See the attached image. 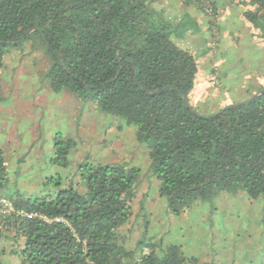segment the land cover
I'll list each match as a JSON object with an SVG mask.
<instances>
[{
  "label": "trees",
  "instance_id": "16d2710c",
  "mask_svg": "<svg viewBox=\"0 0 264 264\" xmlns=\"http://www.w3.org/2000/svg\"><path fill=\"white\" fill-rule=\"evenodd\" d=\"M156 1L0 0V70L10 50L35 36L53 91L136 126L158 194L176 215L226 190L264 198V86L253 98L201 114L188 97L196 55L176 43L173 21ZM181 1L205 6V0ZM222 1L244 3V17L260 26L264 0ZM209 2L205 13H215L218 0ZM53 145L52 163L67 165L75 143L58 135ZM140 173L135 166L83 162L75 179L47 178L52 194H8L0 150V194L32 214L13 218L0 239L17 243L11 252L21 264H198L177 244L163 250L143 239L134 249L123 244L120 228L132 215ZM0 264H6L1 249Z\"/></svg>",
  "mask_w": 264,
  "mask_h": 264
},
{
  "label": "rangeland",
  "instance_id": "374dc122",
  "mask_svg": "<svg viewBox=\"0 0 264 264\" xmlns=\"http://www.w3.org/2000/svg\"><path fill=\"white\" fill-rule=\"evenodd\" d=\"M154 5L172 19L177 32L198 22V15L189 11L195 3L157 0ZM203 5L199 10L201 16L205 14L204 8L211 6L209 0ZM208 14L214 16L213 12ZM259 25L255 28L253 25L251 31L257 38L239 37L232 55L225 56L232 73L227 82L231 83L232 97L240 101L246 98L244 90H250L255 81L264 85V18H260ZM213 31L216 33V28ZM215 43V40L211 43L212 48ZM237 47L238 52L234 51ZM17 48H21L20 53L32 48L35 56L29 60L36 63L25 66L17 78L16 95L9 90L0 93V150L7 164L8 194L19 192L29 197L52 194L54 191L45 184L47 178L59 175L63 180L75 179L77 166L83 162L135 166L141 173L131 202L132 215L120 228L126 248L134 249L143 239L155 243L158 250L180 245L186 255L207 258V264H264L263 197L249 200L243 191L226 190L209 200L195 201L185 211L174 214L158 194V180L150 169L146 144L136 139V126L101 112L89 100L76 102L69 95L63 96V92L53 91L43 79L47 59L35 36ZM218 78L220 81L219 73ZM202 94L205 91L194 85L188 97L198 101L193 106L201 114L211 115L216 107L210 109ZM227 102L229 105L232 101ZM58 135L75 143L65 166L52 163L51 148ZM15 246L17 243L12 239H0L6 264H21L11 252Z\"/></svg>",
  "mask_w": 264,
  "mask_h": 264
},
{
  "label": "crops",
  "instance_id": "0c3cea01",
  "mask_svg": "<svg viewBox=\"0 0 264 264\" xmlns=\"http://www.w3.org/2000/svg\"><path fill=\"white\" fill-rule=\"evenodd\" d=\"M200 7L201 6L197 4L189 9L191 15H198V22L181 28L180 31L177 32L178 35L174 39L178 45L192 51L196 55L198 70L194 85L195 87H200L205 91V94H202L203 99L205 98L203 102H205L210 109H212V107H216L214 110V112H216L221 107L228 105L227 101L229 100L232 101L231 103L237 101L240 102V100L232 97V95L234 96V92L231 87V83L227 82V80L231 78L232 73H229L231 67L225 60V56L227 54L232 55V50L235 45L238 44L239 37L248 36L250 39H255L257 37H253L251 33L254 29L253 25H248V21L244 17V11L248 8V6H245L244 3L236 1L224 2L222 0H218L214 16L206 13L201 16L199 14V10L202 8ZM214 28L217 30L216 33L213 31ZM214 40L216 43L213 49L211 47V43ZM16 49H18V51L10 50L12 53H7L5 55L3 67L0 70V93H5L9 90L16 95V88L18 85L17 78L21 77V73L23 72L25 66L29 67L31 64L33 65L36 63L33 59L31 61L29 60L34 54L32 48L23 49L21 53L19 52V49L21 50V48ZM234 51L238 52L239 47H237ZM224 63L225 65L222 67ZM218 73L220 74V81L219 78L217 79ZM47 85L49 86L48 82ZM262 85L263 84L255 81L250 90H244L246 98L241 101L246 100L251 96L253 97ZM23 86L24 85L22 84V87ZM242 86L243 84L239 87V92L242 90ZM60 92H63V96H71L72 99L70 100L75 99L76 102L78 101V98L72 93L68 91ZM228 97H230V99ZM196 102L198 101L190 100L192 105ZM51 149V152H53L54 145ZM54 174L55 172L53 175ZM187 256L195 257L193 255ZM195 258L197 259L198 264H207V258H201L200 256ZM238 264H245V262H240Z\"/></svg>",
  "mask_w": 264,
  "mask_h": 264
},
{
  "label": "built area",
  "instance_id": "2783aa9c",
  "mask_svg": "<svg viewBox=\"0 0 264 264\" xmlns=\"http://www.w3.org/2000/svg\"><path fill=\"white\" fill-rule=\"evenodd\" d=\"M208 13L211 10L206 9ZM32 214L27 213L23 209H16L13 201L5 196L0 194V231H7L9 229V224L15 217H31Z\"/></svg>",
  "mask_w": 264,
  "mask_h": 264
},
{
  "label": "water",
  "instance_id": "95a60500",
  "mask_svg": "<svg viewBox=\"0 0 264 264\" xmlns=\"http://www.w3.org/2000/svg\"><path fill=\"white\" fill-rule=\"evenodd\" d=\"M36 29H37V28H35V30H36ZM30 32H32V30H31ZM262 92H263V91H260V93H262ZM256 95H257V93H256L253 97H255ZM253 97H252V98H253Z\"/></svg>",
  "mask_w": 264,
  "mask_h": 264
}]
</instances>
